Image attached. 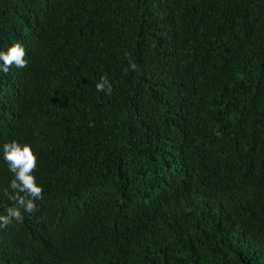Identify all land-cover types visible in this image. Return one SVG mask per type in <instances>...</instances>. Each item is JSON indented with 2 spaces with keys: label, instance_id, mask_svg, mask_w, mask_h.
<instances>
[{
  "label": "trees",
  "instance_id": "1",
  "mask_svg": "<svg viewBox=\"0 0 264 264\" xmlns=\"http://www.w3.org/2000/svg\"><path fill=\"white\" fill-rule=\"evenodd\" d=\"M16 42L0 214L5 143L32 146L44 191L0 264H264V0H0Z\"/></svg>",
  "mask_w": 264,
  "mask_h": 264
},
{
  "label": "clouds",
  "instance_id": "2",
  "mask_svg": "<svg viewBox=\"0 0 264 264\" xmlns=\"http://www.w3.org/2000/svg\"><path fill=\"white\" fill-rule=\"evenodd\" d=\"M25 47L16 42L6 51H0V72L8 74L10 68L15 66L17 69L26 68L28 61ZM127 55V54H126ZM128 67L135 70L137 65L129 60ZM128 69H125L127 72ZM98 92H105L111 95L112 86L107 76H101L96 85ZM3 159L8 164L9 171L13 174L9 187L11 191L4 190V195L11 202L8 206H3V213L0 214V228H7L17 224H22L25 214H33L38 211L36 201L43 199V186L37 183L34 172L38 165V157L30 144H21L15 140L3 145ZM37 240L42 241V238ZM44 240V239H43ZM33 250L45 249L49 247L37 242L32 247ZM44 256L42 253L38 254Z\"/></svg>",
  "mask_w": 264,
  "mask_h": 264
}]
</instances>
